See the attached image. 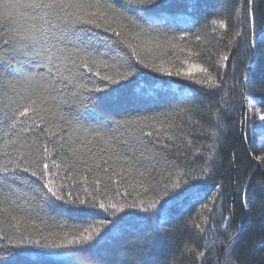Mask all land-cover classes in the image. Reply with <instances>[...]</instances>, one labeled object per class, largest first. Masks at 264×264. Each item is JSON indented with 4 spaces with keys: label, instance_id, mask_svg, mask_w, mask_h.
Returning a JSON list of instances; mask_svg holds the SVG:
<instances>
[{
    "label": "trees",
    "instance_id": "trees-1",
    "mask_svg": "<svg viewBox=\"0 0 264 264\" xmlns=\"http://www.w3.org/2000/svg\"><path fill=\"white\" fill-rule=\"evenodd\" d=\"M115 4L163 44L143 54L146 63L164 60L170 71L187 72L183 61L189 60L199 67L192 70L191 78L169 76L145 68L133 57L137 71L131 82L104 89L106 82L94 78L103 91L85 100L78 122L68 116L73 126L68 131L79 134L81 125L110 128L136 121L129 125L135 130L129 134L140 136L143 130L151 155L160 161L159 170L144 188L127 187V180L114 178L106 191L96 194L97 206L86 214L45 203L30 214L17 213L26 219L19 231L0 222V264H264V0L147 4L115 0ZM145 19L155 31L148 29ZM128 30L140 31L134 25ZM183 32L189 35L179 42L180 47L190 48L195 56L164 44L167 37ZM120 47L131 54L126 45ZM9 58L0 54V62ZM17 60L18 70L25 74L48 73L43 62L31 65L23 57ZM209 77V83L196 82ZM148 132L153 135L147 136ZM121 167L122 162H116L114 170L119 173ZM49 171L57 172L51 166ZM69 172L70 179L63 180ZM81 174L82 169L66 171L62 164L58 175L49 178L70 184L79 181ZM118 183L122 186L117 187ZM174 183L180 188H174ZM16 186L31 195L21 181ZM80 187L77 184L71 190L75 193ZM156 201L155 209L143 210ZM100 202L106 209L98 207ZM133 204L139 207H130ZM90 227H99L100 236L68 244ZM22 236L23 244L19 243Z\"/></svg>",
    "mask_w": 264,
    "mask_h": 264
},
{
    "label": "snow or ice",
    "instance_id": "snow-or-ice-1",
    "mask_svg": "<svg viewBox=\"0 0 264 264\" xmlns=\"http://www.w3.org/2000/svg\"><path fill=\"white\" fill-rule=\"evenodd\" d=\"M154 2L125 0V3L135 4ZM144 23L155 31L147 19ZM0 25L7 26V29L0 26V54L10 57L0 62V222L19 231L26 219L17 213L30 214L45 203L58 204L68 212L86 214L97 206L96 194L106 191L107 184L114 178L127 180V187L133 188H144L145 181L154 180L153 173L159 170L160 161L151 155L153 149L143 139L142 129L140 136L129 134L135 131L129 125L136 121L118 122L110 128L81 125L79 134H76L75 130L68 131L73 127L68 116L78 122L79 109L85 100L92 99L91 93L103 91L96 84L95 77L106 82L104 89L129 81L137 71L131 62L133 57L145 68L151 67L169 76L187 75L191 78L192 70L199 66L184 60L188 71L183 72L170 71L164 60L159 64L146 63L143 54H151L152 46L160 49L163 44L158 36L152 37L139 21L116 6L115 0H0ZM129 25L140 31L129 32ZM188 35L183 32L178 37L169 36L164 44L195 56L190 48L180 47L179 42ZM133 39L137 43H133ZM121 44L131 50L130 55L120 47ZM18 57H23L31 65L43 62L48 69L47 75L25 74L18 70ZM128 68L132 70L128 71ZM210 80L211 77L196 82L209 83ZM64 108L68 109L67 113ZM152 135L153 132L147 133V136ZM155 135L159 137L160 132L156 131ZM116 162H122L119 173L114 170ZM62 164L66 171L82 169L80 180L57 184L50 179V176L58 175ZM137 164L141 166L136 167ZM123 165L128 167L125 169ZM50 166L57 172H50ZM25 173L30 175L24 176ZM68 179L70 172L63 178ZM16 181L27 186L31 195L21 192ZM77 184L81 187L74 193L71 188ZM121 186V183L117 184V187ZM127 187L125 195L129 194ZM173 187L179 189L180 184L174 183ZM164 195L169 193L165 191ZM33 201L39 203L33 205ZM157 203L159 201L150 203L143 210L155 209ZM98 207L106 209L103 202ZM110 207L115 209L116 205ZM100 233L99 227L84 228L68 244L91 242ZM19 243H24L23 236Z\"/></svg>",
    "mask_w": 264,
    "mask_h": 264
},
{
    "label": "water",
    "instance_id": "water-1",
    "mask_svg": "<svg viewBox=\"0 0 264 264\" xmlns=\"http://www.w3.org/2000/svg\"><path fill=\"white\" fill-rule=\"evenodd\" d=\"M251 3H252V0H251Z\"/></svg>",
    "mask_w": 264,
    "mask_h": 264
}]
</instances>
